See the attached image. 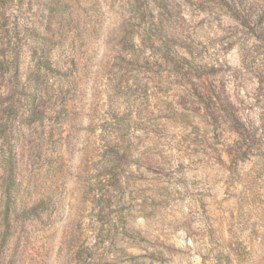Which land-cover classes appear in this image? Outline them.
<instances>
[{"label":"rangeland","instance_id":"rangeland-1","mask_svg":"<svg viewBox=\"0 0 264 264\" xmlns=\"http://www.w3.org/2000/svg\"><path fill=\"white\" fill-rule=\"evenodd\" d=\"M0 264H264V0H0Z\"/></svg>","mask_w":264,"mask_h":264},{"label":"trees","instance_id":"trees-1","mask_svg":"<svg viewBox=\"0 0 264 264\" xmlns=\"http://www.w3.org/2000/svg\"><path fill=\"white\" fill-rule=\"evenodd\" d=\"M243 23L244 26H249L250 27V20L252 19L251 16H237ZM7 180V191L8 190H11L12 187H13V184L15 182V174L13 172V170L11 171V173H8V176L6 178ZM9 210H11V208H9ZM8 220H10V214H7V217H6Z\"/></svg>","mask_w":264,"mask_h":264}]
</instances>
